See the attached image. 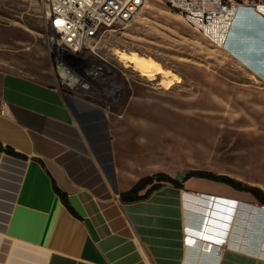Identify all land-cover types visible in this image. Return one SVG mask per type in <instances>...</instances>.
Masks as SVG:
<instances>
[{"label":"crops","instance_id":"1","mask_svg":"<svg viewBox=\"0 0 264 264\" xmlns=\"http://www.w3.org/2000/svg\"><path fill=\"white\" fill-rule=\"evenodd\" d=\"M225 49L264 89V18L239 7ZM0 142L21 154L0 150V264H264L250 192L166 182L123 201L158 172L121 159V116L56 78L0 68Z\"/></svg>","mask_w":264,"mask_h":264},{"label":"rangeland","instance_id":"2","mask_svg":"<svg viewBox=\"0 0 264 264\" xmlns=\"http://www.w3.org/2000/svg\"><path fill=\"white\" fill-rule=\"evenodd\" d=\"M48 4L0 0V68L56 78ZM95 44L85 55L103 62L96 64L101 89L82 94L121 116V159L178 179L213 172L264 185V89L225 47L165 0H148L133 20L105 29ZM120 52L153 58L172 73L141 74L118 59ZM187 177L186 184H226Z\"/></svg>","mask_w":264,"mask_h":264},{"label":"built area","instance_id":"3","mask_svg":"<svg viewBox=\"0 0 264 264\" xmlns=\"http://www.w3.org/2000/svg\"><path fill=\"white\" fill-rule=\"evenodd\" d=\"M48 1L46 19L52 32L49 48L59 87L68 93L100 91L98 76L102 67L96 64L102 61L89 59L85 52H95V40L105 29L133 20L148 0ZM165 1L177 9L189 25L223 48L239 7H250L264 18V0Z\"/></svg>","mask_w":264,"mask_h":264},{"label":"trees","instance_id":"4","mask_svg":"<svg viewBox=\"0 0 264 264\" xmlns=\"http://www.w3.org/2000/svg\"><path fill=\"white\" fill-rule=\"evenodd\" d=\"M0 150H5L6 152L16 155V156H21V154L17 152L15 149H13L12 147L10 146L4 147L1 142H0ZM189 175H197L199 177L203 176L206 178H210L212 180L224 182L238 190L250 192L257 199V201L264 204V189L261 188L260 186L245 183L229 175L217 174L213 172H191L189 171L187 173V176ZM187 176H184V178H182L181 180H178L176 178H173L167 173L159 172L152 176L142 177L130 190L124 191L121 193V199L123 201H134V200L145 199L149 197L154 190L160 188L166 182L172 183L173 185L180 187L183 185L184 179L188 178ZM147 186H150L147 189V191L143 194H140V190L146 188ZM55 188L57 192L59 193V195L61 196V198L63 199L64 203L69 208H71L67 194L61 191L56 186Z\"/></svg>","mask_w":264,"mask_h":264},{"label":"bare ground","instance_id":"5","mask_svg":"<svg viewBox=\"0 0 264 264\" xmlns=\"http://www.w3.org/2000/svg\"><path fill=\"white\" fill-rule=\"evenodd\" d=\"M117 56L121 62L124 64H132V66L139 70L141 74L147 76H154L155 73H160L161 75L167 77L172 73L170 70L163 68L162 65L155 59L143 56L139 53L131 54L128 52H120ZM169 79L167 80L168 83Z\"/></svg>","mask_w":264,"mask_h":264}]
</instances>
